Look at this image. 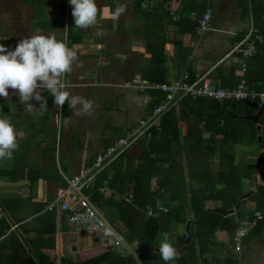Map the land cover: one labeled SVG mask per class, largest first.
Segmentation results:
<instances>
[{
    "label": "trees",
    "instance_id": "obj_1",
    "mask_svg": "<svg viewBox=\"0 0 264 264\" xmlns=\"http://www.w3.org/2000/svg\"><path fill=\"white\" fill-rule=\"evenodd\" d=\"M32 2L35 12L42 14L46 0ZM64 2L60 1L59 5L65 6ZM145 2L136 0V11L142 20L157 22L151 16H161L163 6L160 4L152 13L142 7ZM190 9H197L200 14L203 12L200 5H191ZM182 13L185 18L186 13ZM35 25L51 27L53 23L48 21L40 24V20H37ZM195 30L196 22L193 21L191 31ZM68 31L71 33L73 27L70 26ZM151 44L152 41H148V45ZM257 46L262 50V54H256L254 59L260 68L259 74L251 78L246 69L247 72L237 77L238 80L234 78L230 87L238 85L247 77L251 89L261 91L263 88L257 83L264 81V42H259ZM159 47L162 55L153 53L149 62L151 64L160 60L161 63L156 68L148 66L146 76L153 82H169L165 78V44ZM118 50L117 44L112 47L111 53L116 54ZM145 90L150 95L147 112H151L164 95L160 90ZM262 103L259 97L224 102L186 97L178 107L165 113L157 126L151 129V136L141 138L134 148L125 151L102 170L94 186L88 190L102 210L111 208L119 214L121 228L129 231L137 240V257L128 251L104 247L86 252L81 263L64 256L60 264H165L159 253L160 243L164 237H168L177 249L182 248L188 236L185 230L188 221H191L192 240L186 245L184 253L178 254L177 259L167 264H221L217 254L225 250L227 244L218 241L217 233L227 231L234 234L243 220L254 218L256 210L264 212V183L257 180L260 167L264 164V155L259 162L260 154H257L258 150L264 151V129H259L249 118L257 113ZM261 121L264 124V113ZM259 135H262L261 142ZM114 140L113 137L109 141L105 140L108 144L105 143L104 150ZM241 145L253 146L254 156H238ZM14 154L16 161L13 164L0 160V180H25L35 190L38 179L48 172L58 181L61 180L60 185H67L55 165V170L48 171L27 163L23 148ZM152 178L157 179L155 190L151 189ZM104 187H109V192L103 191ZM253 188L256 190L241 201L236 213L225 216L213 209L234 208L240 196ZM131 195L132 200L128 201ZM54 197H50V200ZM249 201L255 202L256 209L248 210ZM0 202L17 226V229L14 228L0 209V264H58L53 256L57 212L46 210L45 203L35 202L32 197L0 195ZM159 203L166 206L168 211H160ZM148 206L154 209L155 215H148ZM62 217L64 219L65 216ZM179 225H184L182 231ZM20 232L32 246L33 253L21 240ZM128 243L131 244V241Z\"/></svg>",
    "mask_w": 264,
    "mask_h": 264
},
{
    "label": "crops",
    "instance_id": "obj_2",
    "mask_svg": "<svg viewBox=\"0 0 264 264\" xmlns=\"http://www.w3.org/2000/svg\"><path fill=\"white\" fill-rule=\"evenodd\" d=\"M172 1H175L177 10L184 13L192 10L191 5H200L202 11L206 6V0ZM211 1L213 19L211 28L204 34H198L196 30L191 31L193 21L189 17L186 16L179 23L165 11L161 16H151L157 19V22L142 20L134 6L136 0H97L98 8L102 9L106 6L110 12L108 15L98 17L97 24L87 29L75 27L71 11L70 19L66 20L64 30L57 37L58 40H64L66 35V43L78 52V61L65 79L70 83L68 91L72 95H82L89 99L93 109L89 115L78 116L69 108L67 102L58 109L54 104V97L46 91H41L48 107V110L41 115L39 108L41 102L32 100L34 108L29 112L27 105L20 102L18 94L9 89L8 98L0 97V117L10 118L18 131V150L22 148L25 150L26 162L48 171L55 170L56 166L63 180L65 178L60 169H63L67 177H72L82 167L92 164L97 154L105 149V143L108 144L112 137L116 140L119 135L136 125L147 112L150 98L148 91L142 87L128 86L126 83L132 79H138L146 84L161 82H153L146 76L148 66L156 68L161 63L160 60L151 64L149 62L153 58V53L162 55L160 44H165L167 58L164 65L167 69L165 75L167 81L178 79L183 75L196 78L205 71H210L214 83L222 86H231L234 78H240L247 71L251 78L256 77L260 68L254 63V59L256 54H262L260 47L257 46L256 52L249 59L242 58V54L233 49L245 38L252 23L258 31L264 32V0ZM46 2L40 16L45 15L46 12L50 14L51 10H48V7L55 4L54 0H46ZM15 3L22 9L26 5L28 10L26 12L30 13L33 2L32 0H0V11L4 15L7 14L10 21H16L12 20L13 17L8 13L12 10L11 4L17 5ZM121 5L126 7V11L118 19H112L111 13ZM31 11L34 16H38L33 7ZM50 17L45 15L46 20H50ZM23 20L25 24V19ZM17 26L8 27L6 37H0L1 43L6 45L8 50H14L22 40L15 35ZM70 26L73 27L71 33L68 31ZM7 39H12L14 42L6 44ZM150 40L152 44L148 45ZM117 44L119 50L116 54H112L111 49ZM263 84L264 81L257 83L258 86ZM67 111L70 113L68 114ZM60 113L63 124L59 130L56 117L58 118ZM104 120H107L106 125H103ZM98 125L100 128L97 127ZM53 132L56 139L52 136ZM14 155L12 159L6 160V164H13L16 161ZM43 176L38 179L35 190H32L25 180L20 182L0 180V195L3 193L32 197L33 201L46 204L62 185H60L61 180L54 178L52 173L47 172ZM257 180L264 183V164L260 167ZM156 187L157 179L152 178L151 189L155 190ZM255 206L254 201H249L247 204L248 210L256 209ZM260 211L261 217L257 221V226L244 238L241 252H235L231 248L233 233L227 231L217 233L218 241L227 244L226 249L217 254L219 262L264 264V212ZM62 225V221L57 219L56 248L53 251L55 260L57 253L70 258L75 254H81L82 262L85 253L92 250L90 248L93 240L87 238L90 242H86V235H82L81 238L59 235L60 228L66 229ZM84 243H90V247L89 245L86 247Z\"/></svg>",
    "mask_w": 264,
    "mask_h": 264
},
{
    "label": "built area",
    "instance_id": "obj_3",
    "mask_svg": "<svg viewBox=\"0 0 264 264\" xmlns=\"http://www.w3.org/2000/svg\"><path fill=\"white\" fill-rule=\"evenodd\" d=\"M160 4L163 6L164 11L174 20L179 21L184 18L185 15L177 10L172 0H165L164 2L146 0L145 9L148 12H152ZM186 15L196 22L197 33L204 34L211 28L213 19L212 1L206 0V6L201 14L197 10H190ZM259 42H264V32L258 31L252 23L245 38L233 50L239 51L242 54V58L249 59L256 52ZM126 84L144 89L160 90L164 96L157 102L151 112H147L138 120L136 125L118 137L106 150L99 152L92 164L82 167L72 177H67L63 169H60L67 185L60 187L55 197L48 200L45 207L46 210L56 211L58 219L62 221V226L66 228L65 230L60 228L58 230L59 235L71 238H81L82 235H86L87 238L93 240L91 248L109 246H112L113 249L124 247L128 250L131 248L120 229L112 223L105 211L95 203L88 190L94 186L95 180L102 170L125 151L135 147L141 138L151 136V129L157 126L165 113L174 107H178L180 102L186 97L213 99L219 102L243 100L248 97H259L264 100V84L261 91H257L254 88L251 89L246 78H243L238 85L233 87L216 85L210 71L201 73L193 80H190L187 75H183L169 82L146 84L138 79H132ZM58 118V126L61 128L63 124L61 113ZM102 190L109 192V187H104ZM127 200L131 201L132 195ZM158 207L160 211H168V208L162 203H159ZM147 213L148 215L156 214L151 206H148ZM63 215L65 217L61 219ZM260 217L261 211L256 210L252 220H243L234 233V244L231 248L235 252L242 251L244 238L257 225ZM63 257V254L57 253L56 261L58 264L61 263ZM213 264L220 263L214 262Z\"/></svg>",
    "mask_w": 264,
    "mask_h": 264
},
{
    "label": "clouds",
    "instance_id": "obj_4",
    "mask_svg": "<svg viewBox=\"0 0 264 264\" xmlns=\"http://www.w3.org/2000/svg\"><path fill=\"white\" fill-rule=\"evenodd\" d=\"M75 27L87 29L95 26L98 17L108 15L110 10L103 6L98 8L96 0H69ZM146 7V5H142ZM126 11L121 5L111 13L112 19H118ZM64 40L54 35L33 34L18 42L14 50H8L0 44V97H9V89L17 93L29 112L33 111L32 100L40 103V114L48 110L47 100L41 91L54 97V104L59 109L67 102L76 115L91 114L92 102L82 96L72 95L68 91L70 83L65 79L78 61V52L69 47ZM79 106V107H78ZM19 133L10 118L0 117V160H10L19 148ZM129 253L137 255L136 250L129 248ZM161 259L167 264L178 257V250L168 237L159 245ZM139 259V258H138Z\"/></svg>",
    "mask_w": 264,
    "mask_h": 264
},
{
    "label": "rangeland",
    "instance_id": "obj_5",
    "mask_svg": "<svg viewBox=\"0 0 264 264\" xmlns=\"http://www.w3.org/2000/svg\"><path fill=\"white\" fill-rule=\"evenodd\" d=\"M54 1H59V0H54ZM63 1H65L64 2V4H65V6H63V8L62 9H60V11H59V9H58V12L57 13H59L60 12V14L57 16V20L59 21V19L61 18L63 21L65 20V22H66V20H69L70 19V17H71V6H70V2H69V0H63ZM96 2H97V0H96ZM15 4H17V3H15ZM98 4V3H97ZM10 8L12 9V10H10L8 13L13 17V19L12 20H17V21H19L18 19H19V17L22 15V18H25V14H26V11H28L27 10V7H26V5H25V7H24V9H22L21 7H19V4H17V5H14V4H11V6H10ZM31 8V7H30ZM34 8V7H33ZM48 10H51V7H48ZM23 12H24V17H23ZM55 12H56V10H55ZM7 15V14H6ZM143 15H149V14H146V13H143ZM15 18V19H14ZM22 18H20V20L22 19ZM51 19V18H50ZM22 21H24V20H22ZM0 22L3 24V27L0 29V33L1 32H4V30L3 29H5V31H6V27L7 26H9V27H12V26H17L18 24H17V22H15V21H10V20H7L6 18H3V17H0ZM15 22V23H14ZM14 23V24H13ZM67 23V22H66ZM18 27V26H17ZM16 28V27H15ZM31 29H35V28H33V27H31ZM8 30V29H7ZM8 32V31H7ZM6 37V36H5ZM14 40H18L17 38H14ZM14 41L12 40V39H7V43L6 44H10V43H13ZM0 44H2L1 43V41H0ZM5 47H6V45H5ZM82 96V95H81ZM82 97H84V96H82ZM68 112V114L70 113L69 111H67ZM146 114V113H145ZM144 114V115H145ZM58 119L59 118H57L56 117V122H57V127H58V129L60 130V128H59V126H58ZM72 120H73V122H74V118H72ZM66 123V122H65ZM106 125L107 124V120H104L103 121V125ZM98 128H100V125H98L97 126ZM57 134V133H56ZM52 136H53V138L54 139H56V135H55V133L53 132V134H52ZM138 150H140V148H138ZM263 152V151H262ZM262 152L261 151H257V154H262ZM137 153V152H136ZM135 153V154H136ZM242 154L243 155H248V156H252V154H253V156H254V154H255V148L253 147V146H247V145H241L240 147H239V155L238 156H242ZM157 188V187H156ZM1 195H4L3 193L1 194ZM105 211V213L109 216V218L111 219V221H112V223H114V225L115 226H117V227H119L120 229H121V231L123 232L122 234L124 235V237H125V239L127 240V242L130 240L131 241V248L133 249V250H136L137 249V240L130 234V232L129 231H125V230H123L122 228H121V218H120V216H119V214L117 213V212H115L114 210H112L111 208H107V209H105L104 210ZM180 228H183L184 229V225H179V230H180ZM183 229H181L180 231H182ZM185 230H186V228H185ZM85 240H86V242H88L89 241V239H87V237L85 236ZM158 241L160 242V240L158 239ZM90 242V241H89ZM85 245H86V247L89 245V247H90V243H84ZM90 249H95V247H93V248H90ZM120 251H123V252H126V251H128L126 248H124V247H121V248H118ZM129 252V251H128ZM71 259L72 260H74L76 263H81V254H75L74 256H73V258L71 257Z\"/></svg>",
    "mask_w": 264,
    "mask_h": 264
},
{
    "label": "flooded vegetation",
    "instance_id": "obj_6",
    "mask_svg": "<svg viewBox=\"0 0 264 264\" xmlns=\"http://www.w3.org/2000/svg\"><path fill=\"white\" fill-rule=\"evenodd\" d=\"M60 1H63V0H59V1H55V4L54 5H51V13L49 14L48 12L44 13L45 15H47V17L49 18L50 16V20H46L45 19V15L43 16H34V13L31 11V8H30V13L29 12H26L25 14V24H24V21L22 16L19 17V21H15L17 22L18 24V30L17 32H15V35H18L19 38H27L33 34H44V35H54L56 38L59 37V34L62 32V30H64V26H63V20L60 18L59 21L57 20V16L60 14L57 13L58 12V9L60 11V9H62L63 7L60 6ZM31 7H33V4L31 5ZM56 10V12H55ZM0 17H3V18H6L7 20H10L9 19V16L8 15H4L1 13L0 11ZM20 18H22L20 20ZM37 20H40V24L43 23V24H46V22H52L53 23V26L51 27H46V26H41V27H36L35 23ZM3 27V24L0 22V29ZM9 26L6 27V31L5 29L4 32H1L0 33V37H5L8 32H7V28ZM31 27L35 28V29H31ZM63 40V39H62ZM0 41H1V38H0ZM69 46V44H68Z\"/></svg>",
    "mask_w": 264,
    "mask_h": 264
},
{
    "label": "water",
    "instance_id": "obj_7",
    "mask_svg": "<svg viewBox=\"0 0 264 264\" xmlns=\"http://www.w3.org/2000/svg\"><path fill=\"white\" fill-rule=\"evenodd\" d=\"M263 113H264V100H263V103H262L261 107L257 111V113L254 114L253 116L249 117V118H252V120L258 125V128L261 129V130L264 129V124L261 121V116H262ZM261 140H262V135H259V142H261ZM263 155H264V151L262 152V154L258 158L259 162H260V160H261ZM254 191H255V189H252L251 191L246 192L245 194L240 196L237 205L234 208H232V209H224V208H213V209L215 211H217V212H220V213L224 214L225 216H228L230 214H234V213H236L239 210L241 201L244 200V199L249 198L253 194ZM0 209L4 212V214L7 217L9 223L11 225H14V228L17 229V226L14 224V220H13L12 216L6 211V209L4 208V206H3V204L1 202H0ZM190 225H191V221H188L186 223V226H185L188 236H187L185 244L182 246V248L177 249L178 250V254L184 253L185 249H186V245L192 240V232L190 231ZM19 236H20L21 240L23 241V243L28 248V250L31 253H33L34 250H33L32 246L30 245V243L28 242V240L26 239V237L24 236V234L22 232H20ZM109 248L112 249V246H109ZM75 249H76V247H75Z\"/></svg>",
    "mask_w": 264,
    "mask_h": 264
}]
</instances>
